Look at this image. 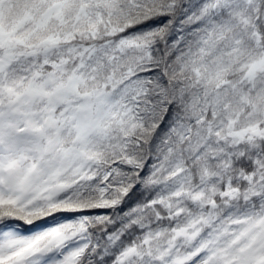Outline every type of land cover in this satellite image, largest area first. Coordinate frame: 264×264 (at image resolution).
Returning <instances> with one entry per match:
<instances>
[{"label": "snow or ice", "instance_id": "snow-or-ice-1", "mask_svg": "<svg viewBox=\"0 0 264 264\" xmlns=\"http://www.w3.org/2000/svg\"><path fill=\"white\" fill-rule=\"evenodd\" d=\"M0 264H264V0H0Z\"/></svg>", "mask_w": 264, "mask_h": 264}]
</instances>
